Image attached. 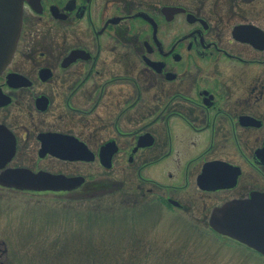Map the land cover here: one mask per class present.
I'll return each mask as SVG.
<instances>
[{
    "label": "flooded vegetation",
    "instance_id": "flooded-vegetation-1",
    "mask_svg": "<svg viewBox=\"0 0 264 264\" xmlns=\"http://www.w3.org/2000/svg\"><path fill=\"white\" fill-rule=\"evenodd\" d=\"M200 2L23 0L15 53L0 74V126L15 140L4 169L78 183L57 192L0 189L31 196L87 193L102 174L129 170L126 201L185 214L194 220L189 226L264 258L210 226L215 208L264 196V0L234 2L227 24L214 22L206 0ZM239 29L252 32L237 34ZM43 32L67 41L51 60L27 70L29 39ZM119 67L121 72H109ZM114 91L121 93L110 96ZM58 96L63 116L75 125L111 109L104 137L94 146L79 133L39 129L34 164L13 163L23 140L4 118L15 119L16 107H28L30 118L48 115ZM179 147L182 160H176ZM6 156L0 154V163ZM46 161L86 171L52 170L41 165Z\"/></svg>",
    "mask_w": 264,
    "mask_h": 264
},
{
    "label": "rangeland",
    "instance_id": "rangeland-1",
    "mask_svg": "<svg viewBox=\"0 0 264 264\" xmlns=\"http://www.w3.org/2000/svg\"><path fill=\"white\" fill-rule=\"evenodd\" d=\"M184 1L190 6L201 3ZM238 1L206 0L204 8L214 22L222 20L227 24L235 16L232 7ZM48 35L49 32H43L35 40L29 39L27 70L35 63L51 60L67 41L55 34ZM121 71L120 67L109 70ZM61 98L57 97L54 109L43 117L30 118L28 107L24 111L16 107L11 113L15 119L4 118L23 140L22 152L13 163L34 164L31 148L33 135L39 129L79 133L94 146L104 137V120L111 109L101 110L88 123L78 119L81 125H75L63 116ZM178 149L176 160H182L184 151ZM41 165L65 172L86 171L85 166L72 168L50 161ZM104 177H99L101 183L91 192L58 197L21 195L0 189V264H264V258L257 259L240 246L189 226L194 222L192 217L161 211L143 202L135 205L126 201L124 189L133 182L131 171L114 168Z\"/></svg>",
    "mask_w": 264,
    "mask_h": 264
},
{
    "label": "water",
    "instance_id": "water-1",
    "mask_svg": "<svg viewBox=\"0 0 264 264\" xmlns=\"http://www.w3.org/2000/svg\"><path fill=\"white\" fill-rule=\"evenodd\" d=\"M23 0H0V74L9 64L17 46L21 32ZM250 34L247 29L237 30ZM0 154L6 151L8 156L0 163V187L15 189L21 192L68 191L78 183V180L62 175L53 176L48 173H31L25 169H4L13 155L15 140L13 136L0 126ZM61 137V136H58ZM65 138V137H64ZM66 142V138L60 140ZM60 149H65L62 146ZM67 157L66 151H60ZM57 153L60 157L62 155ZM210 226L222 236H228L248 248L264 256V196L252 194L247 200H235L224 206L215 208Z\"/></svg>",
    "mask_w": 264,
    "mask_h": 264
},
{
    "label": "bare ground",
    "instance_id": "bare-ground-1",
    "mask_svg": "<svg viewBox=\"0 0 264 264\" xmlns=\"http://www.w3.org/2000/svg\"><path fill=\"white\" fill-rule=\"evenodd\" d=\"M121 93V91H114V93L113 94H111L110 96H117V95H119ZM12 118H13V116H11ZM72 123H76L75 121H71ZM179 133L181 134V135H183V133L181 132V130L179 129Z\"/></svg>",
    "mask_w": 264,
    "mask_h": 264
}]
</instances>
